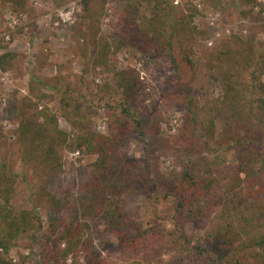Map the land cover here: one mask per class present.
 Returning a JSON list of instances; mask_svg holds the SVG:
<instances>
[{
	"label": "rangeland",
	"instance_id": "rangeland-1",
	"mask_svg": "<svg viewBox=\"0 0 264 264\" xmlns=\"http://www.w3.org/2000/svg\"><path fill=\"white\" fill-rule=\"evenodd\" d=\"M161 1L165 14L159 12L160 15L168 16L173 12L170 7L175 6L174 18L192 42L187 44L194 45L196 52L194 63L183 60L180 72H176L170 60L167 38L155 42L157 47L154 44L144 47L154 28L162 29L160 22L152 23L158 20L157 0H24L23 7L12 0H0V56L9 54L0 64V163L5 162L17 174L12 207L17 212L36 208L43 220L42 230L46 231L44 234L30 230L14 239L6 254L12 264L196 263V259H189L178 250L156 253L148 261L146 257L151 250L143 240L140 249L135 251L131 246L122 245L108 228L109 214L104 211L90 216L88 221H80V205L75 220L88 223L83 226V238L90 240L91 257L81 253L76 261L72 256L57 261L54 238H59L63 222L72 219L67 212V190H73L74 182L81 184L93 173L92 164L97 156L56 144L58 159L46 167L44 152L34 153L36 157L32 152L47 148L53 143L52 138H36L35 142L29 138L26 144L22 143L18 132L20 122L22 118L34 117L36 106L37 110L47 106L57 116L58 127L66 133L72 132L61 113L63 93L53 87L46 88L38 79L60 88L68 85L87 94L86 105L91 100L88 109L93 127L102 133L109 131L104 104L120 102L125 97L119 86L122 73L139 81L134 106L144 118L148 144L133 130L124 143L121 157L122 167L128 172L122 180L126 189L122 193L121 212L123 219L129 218L137 228L149 230L159 226L166 231L174 228L175 199L161 196L152 182L159 180L161 189L171 188L174 172H180L184 164L181 162H186V158L183 161L177 158L175 149L181 141L186 112L177 98L179 81L187 84L196 99L201 136L210 142L204 153L206 159H196L198 173L224 174L247 156L259 155L258 160L252 161L253 171H258L264 163V158L260 159L264 157V127L253 131L245 123L237 122L235 113L223 103L225 84L218 73L219 68L227 65L228 51H233L238 58L251 45L257 52H264V14L262 21L245 16L246 0ZM258 2L264 3V0ZM127 4L137 9V19L131 18L128 25L121 27L118 15ZM102 5L103 17L100 21L94 20L90 10H100ZM259 9L260 5H256L255 13ZM180 14L186 16L183 25L178 20ZM94 36L98 42L93 44ZM106 42L116 51V61L104 64L100 47ZM43 94L45 97L41 99ZM212 118L214 139L202 127ZM157 126L159 130L155 133ZM240 177L243 179L246 174L242 172ZM259 184L258 181L255 188ZM250 202L264 203V192L258 199L250 198ZM201 207L209 215L204 217L200 212L202 218L198 216L186 226L191 238L189 247L207 245L209 233L223 222L219 213L209 210L206 203L202 202ZM126 232L132 236L129 229ZM0 254H4V249L0 248Z\"/></svg>",
	"mask_w": 264,
	"mask_h": 264
},
{
	"label": "trees",
	"instance_id": "trees-1",
	"mask_svg": "<svg viewBox=\"0 0 264 264\" xmlns=\"http://www.w3.org/2000/svg\"><path fill=\"white\" fill-rule=\"evenodd\" d=\"M12 1L20 7L25 5L24 0ZM245 5H247L245 16H254L257 21H262L263 2L246 0ZM256 5H260L257 13L254 10ZM155 7L156 18L159 21L154 19L152 23L160 22L162 29L154 28V33L149 35L144 47L148 48L150 44L157 47L155 42L163 37L167 38L166 45L170 60L176 72H180L183 60L189 64L194 63L196 58V52L193 51L194 45H190L191 40L182 33L180 23L178 24L174 18L175 6L170 7V11L173 12L166 17L159 13L165 14L161 0H157ZM90 11L93 19L100 21L104 15V5L100 10ZM137 14V9L131 4L124 5L118 15V24L121 27L128 25L131 18L137 19ZM185 17V14H180L178 18L182 25L186 23ZM86 41L88 42V38ZM92 42L94 44L98 42V39L94 36ZM245 49L246 54H242L239 58L233 51H228L227 65L225 68H219L218 73L225 84L223 103L231 113H235L233 117H236L238 123H245L250 130L258 131L264 127V52H257L252 45ZM8 56V53L2 54L0 64L5 62ZM100 57L104 64L109 61L115 62L116 51L111 50L109 43L106 42L102 48L100 47ZM37 81L46 88L53 87V89L61 90L63 93L60 101L61 113L68 121L72 132L66 133L58 127L57 116L47 106L41 110H37L38 106H36L35 116L29 119L22 118L20 122L18 132L22 143L26 144L29 138L33 142L36 138L39 140L52 138L53 143L47 148L32 152L33 156H35L34 153L42 155L44 152L43 164L46 167L58 159L56 144L68 145L72 150L87 151L97 156L92 164L93 173L81 184L74 182L73 190H67V212L72 219L63 222V230L59 238H54V253L57 261L59 258L66 259L69 256L76 261L81 253L87 258L91 257L88 247L90 240L83 238V226L88 223L80 224L75 220L78 217L80 205L82 207L80 221H88L90 216H98L104 211L109 214L108 228L115 233L122 245L131 246L135 251L137 248L140 249L139 244L143 240L146 247L151 250L146 257L148 261L156 253L160 255L166 250H178L186 253L189 259H196L195 264H264V203L260 205L250 202V198L258 199L264 192V163L258 171H253L252 161L259 159V155H254L243 158L241 163L233 165L224 174L197 172L196 159L205 157L204 153L209 149L210 142L207 139L203 140L201 136L198 103L191 95L187 84L179 81L180 89L177 92V98L181 99L186 112L181 141L175 148L178 151L177 158L181 161L186 158V162H181L184 164H181L180 172H174L170 180L171 188L161 189L159 180L152 182L161 196H171L175 199L174 228L166 231L159 226L149 230L137 228L129 222V218L127 221L123 219L121 212L124 204L122 193L126 189V183L122 180L127 172L122 167L121 160L124 143L129 140L133 130H136L138 136L146 142L145 121L134 106L135 91L139 81L130 77L128 73H122L119 86L123 88L124 99L111 104L105 103L103 106L109 121L107 133L94 129L89 112L91 100L89 105H86L89 101L87 94L77 92L68 85L60 88L57 84L50 85L44 80ZM30 88L33 89L34 84H31ZM44 97V94L40 96L41 99ZM41 118L42 121H39ZM202 127L206 135L214 139V118L204 123ZM158 130L159 126L156 127L155 133H158ZM263 158V156L260 157V159ZM242 172L246 174L243 179L240 177ZM16 181L15 171L5 162H1L0 248L4 249V254H0V264H12L6 254L13 240L19 235L30 230L46 233L42 230L43 220L36 208L17 212L12 207L11 201L16 191ZM258 181L260 184L255 188ZM202 202L209 206V210L217 211L223 222L209 233L210 240H207V245L196 244L189 247L191 238L186 231V226L196 221L198 216L202 218L198 214L200 212L203 216L209 215L201 207ZM128 229L132 236L127 234ZM63 244H65L64 247H62Z\"/></svg>",
	"mask_w": 264,
	"mask_h": 264
}]
</instances>
